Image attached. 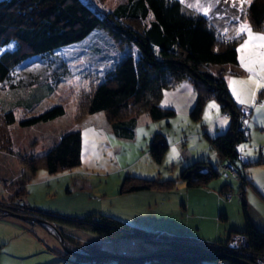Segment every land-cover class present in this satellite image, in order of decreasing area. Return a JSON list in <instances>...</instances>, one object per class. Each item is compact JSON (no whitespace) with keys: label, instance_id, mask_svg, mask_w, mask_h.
<instances>
[{"label":"rangeland","instance_id":"rangeland-1","mask_svg":"<svg viewBox=\"0 0 264 264\" xmlns=\"http://www.w3.org/2000/svg\"><path fill=\"white\" fill-rule=\"evenodd\" d=\"M82 1L99 15H105L124 0ZM179 2L186 15L204 16L218 42L235 41L236 50L249 39L247 31H239L241 24L246 23L254 34L264 35V29L253 27L247 19L249 0ZM255 43L246 46L245 59L257 50ZM134 49L132 44L114 39L105 29H93L83 39L54 50L68 70L49 95L28 105L10 104L15 117L9 125L12 151L0 150V264H119L115 258L129 257L135 261L161 246L142 237H105L68 226L56 217L109 215L137 228L164 236L183 235L213 246L216 241L223 242L229 232L242 230L246 220L264 230V162L257 161L264 154V88H258L257 77L241 66L242 52L237 50V64L228 65L223 72L233 103L243 110V128L248 131V138L235 144L238 155L245 160L241 165L239 161L235 164L243 173L239 179L220 169L227 161L219 158L206 138L226 130L229 115L211 98L201 104L196 117L190 116L195 92L186 80L163 89L158 100V105L171 108L173 115L151 119L145 112L137 114L132 138L115 136L103 111L86 113L95 84L111 73L124 53L136 55ZM182 82L191 90L184 89ZM237 94L244 103L237 99ZM9 97V89L0 87V100ZM54 104H61L64 113L27 126L18 124L20 118ZM210 104L216 107L209 108ZM225 117L226 122L221 123ZM240 126L238 117L237 127ZM75 129L80 131L83 141L77 165L55 172L38 167L31 175L25 173L18 152L41 154L60 133ZM155 131L164 135L166 143L159 161L148 150ZM195 157L209 162L218 175L202 185L186 186L177 174L185 159ZM127 175L156 180L170 177L173 181L161 188L123 191L122 181ZM237 191H241L243 201L235 196ZM222 192H231L233 196L226 198ZM24 207L35 216L23 213ZM13 214L47 221L60 236H66L62 244L68 249L86 253L84 246L91 243L94 250L98 249L93 246L96 244L110 257L104 261L73 254L64 249L51 226ZM48 215L53 217L46 220ZM207 264L228 263L218 259Z\"/></svg>","mask_w":264,"mask_h":264},{"label":"trees","instance_id":"trees-1","mask_svg":"<svg viewBox=\"0 0 264 264\" xmlns=\"http://www.w3.org/2000/svg\"><path fill=\"white\" fill-rule=\"evenodd\" d=\"M246 14L253 27L264 29V0H250ZM202 16L183 13L179 0H124L105 15H99L82 0H0V87L8 88L11 93L9 99L0 100V150L12 151L9 125L15 117L10 104L28 105L40 100L67 74V64L54 50L83 39L93 29L102 28L117 41L132 44L136 55L124 53L111 73L95 84L87 100L86 113L103 111L114 135L131 138L137 114L145 112L151 119L173 115L174 111L159 106L158 100L163 89L186 80L195 92L190 116L196 117L201 104L211 98L229 115L226 130L207 136V140L220 159L229 160L234 166L240 163V152L235 144L247 139L248 131L242 130L244 115L233 103L223 77L225 67L237 64L235 41L218 42ZM63 113V106L54 104L20 118L18 124L27 126ZM238 117L240 128L237 127ZM164 138L162 133L155 131L150 139L148 150L155 161L160 160L166 146ZM80 153L81 134L75 129L60 133L41 154L18 152L17 158L25 173L31 175L38 167L55 172L75 166L80 161ZM257 161L264 162V156ZM201 165H207L208 170L198 173L196 170ZM240 172L243 178L242 170ZM177 175L186 186H196L217 176L218 171L206 160L199 159L185 165ZM172 181L170 177L156 180L127 175L122 189L161 188ZM22 212L35 216L27 208ZM51 217L48 215L45 219ZM56 218L68 226L105 237H142L161 245L153 254L135 261L129 257L115 258L119 264H207L218 259L228 264H241L221 255L254 263L253 259L234 251L215 248L183 235L164 236V233L137 228L109 215ZM234 231L247 236L254 256L264 252V230L253 227L246 220L242 230L231 232ZM61 236L66 238L63 233ZM94 245L97 250L91 243L84 246L85 252L91 255L85 257L104 261L110 257L100 246ZM215 249L218 252L211 251ZM162 252L171 254L160 255Z\"/></svg>","mask_w":264,"mask_h":264},{"label":"snow or ice","instance_id":"snow-or-ice-1","mask_svg":"<svg viewBox=\"0 0 264 264\" xmlns=\"http://www.w3.org/2000/svg\"><path fill=\"white\" fill-rule=\"evenodd\" d=\"M244 0H241V3H243ZM250 2V0H249ZM243 10V9H241ZM241 33L247 31L248 33V40H245L244 43L241 45L240 49H237L238 51L242 52L241 55V66L244 67L248 72L252 73V75L257 77V87L258 88H264V75H261V73H264V35L260 34H254L249 26L245 24H241L240 30ZM239 34V33H238ZM255 43V48L257 49L254 52H251L247 59H245V56L243 55V52L250 43ZM12 45H9L11 47ZM258 67V71L256 69V66ZM234 94H236V90L233 89ZM254 95V94H253ZM237 99L240 100L241 103H244L245 101L240 98V96L237 94ZM216 107L214 104H210L209 108ZM261 108H264V105L261 106ZM227 118L225 117L221 123H225ZM242 150L244 146H241ZM250 154V153H246Z\"/></svg>","mask_w":264,"mask_h":264},{"label":"built area","instance_id":"built-area-1","mask_svg":"<svg viewBox=\"0 0 264 264\" xmlns=\"http://www.w3.org/2000/svg\"><path fill=\"white\" fill-rule=\"evenodd\" d=\"M242 112H243V110H242ZM242 130L244 132L247 131L244 128H242ZM238 158H239L241 163H244L245 160H244L243 156L238 155ZM220 169H223L225 172L232 173L234 175L239 176V178H242L241 177L242 174H241L240 170L238 168H236L232 164V162L229 160H227V163L222 165L220 167ZM240 192L241 191L236 192V196L238 198L242 197V193H240ZM223 195L226 198H230L232 196V193L231 192H224ZM214 247L215 248H224L226 250H230V251H234L236 253L243 254L247 258L253 259V262L255 264H264V252L259 254V255L254 256V254L251 252V250L249 248L248 238L243 232H240V231L229 232L228 235L226 236V239L223 242L215 243ZM213 252L216 253V252H218V250L215 249V250H213Z\"/></svg>","mask_w":264,"mask_h":264},{"label":"water","instance_id":"water-1","mask_svg":"<svg viewBox=\"0 0 264 264\" xmlns=\"http://www.w3.org/2000/svg\"><path fill=\"white\" fill-rule=\"evenodd\" d=\"M208 170L207 168V165H201L200 167H198V169L196 170L198 173H204ZM14 216H17V217H22V218H25V219H36L37 222L41 223V224H46V225H49L47 223V221L43 220V219H40V218H34L32 216H29V215H19V214H13ZM51 226V225H49ZM51 228H53V230L57 233V237L59 238V241L60 243L62 244V241H63V238L59 235L58 231L51 226ZM63 246V244H62ZM66 250L72 252L73 254H76V255H80V256H91L90 254L88 253H78L76 252L75 250H71V249H68V248H65ZM160 255H169L171 254V252H162V253H159ZM222 258H227L229 260H233V261H238L239 263L241 264H248L246 261L242 260V259H239V258H232L230 256H227V255H221Z\"/></svg>","mask_w":264,"mask_h":264},{"label":"crops","instance_id":"crops-1","mask_svg":"<svg viewBox=\"0 0 264 264\" xmlns=\"http://www.w3.org/2000/svg\"><path fill=\"white\" fill-rule=\"evenodd\" d=\"M183 83V82H182ZM182 87L184 88V89H190L189 88V86L187 85V84H185V83H183L182 84ZM191 90V89H190ZM135 119H136V116H135ZM134 124H135V122H134ZM110 126V125H109ZM110 129H111V127H110ZM111 132H112V130H110ZM133 134H134V130H133ZM153 134V133H152ZM152 134H151V137H152ZM216 134V133H215ZM214 135V134H213ZM116 136V135H115ZM133 136V135H132ZM207 136H210V135H207ZM207 136H206V138H207ZM212 136V135H211ZM118 137V136H117ZM132 138V137H131ZM81 144H82V146H83V141H82V137H81ZM262 156H264V154H261ZM199 159H201V158H198V157H195V158H193V159H190V160H188V159H185L184 161H183V166H185L186 164H188V163H190V162H192V161H195V160H199ZM188 160V161H187ZM228 235V234H227ZM218 242H220V241H218Z\"/></svg>","mask_w":264,"mask_h":264},{"label":"clouds","instance_id":"clouds-1","mask_svg":"<svg viewBox=\"0 0 264 264\" xmlns=\"http://www.w3.org/2000/svg\"><path fill=\"white\" fill-rule=\"evenodd\" d=\"M218 242V241H217ZM64 247V249L66 248L65 246H63Z\"/></svg>","mask_w":264,"mask_h":264},{"label":"bare ground","instance_id":"bare-ground-1","mask_svg":"<svg viewBox=\"0 0 264 264\" xmlns=\"http://www.w3.org/2000/svg\"><path fill=\"white\" fill-rule=\"evenodd\" d=\"M69 248V247H68Z\"/></svg>","mask_w":264,"mask_h":264}]
</instances>
